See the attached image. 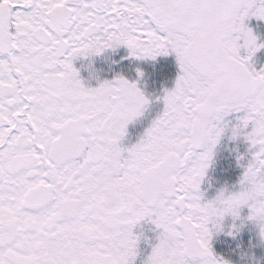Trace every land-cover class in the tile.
<instances>
[{"label":"snow or ice","instance_id":"obj_1","mask_svg":"<svg viewBox=\"0 0 264 264\" xmlns=\"http://www.w3.org/2000/svg\"><path fill=\"white\" fill-rule=\"evenodd\" d=\"M0 264H264V0H0Z\"/></svg>","mask_w":264,"mask_h":264}]
</instances>
